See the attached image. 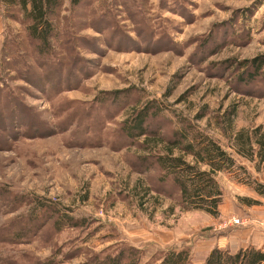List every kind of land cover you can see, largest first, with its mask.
I'll return each mask as SVG.
<instances>
[{"label":"rangeland","instance_id":"obj_1","mask_svg":"<svg viewBox=\"0 0 264 264\" xmlns=\"http://www.w3.org/2000/svg\"><path fill=\"white\" fill-rule=\"evenodd\" d=\"M18 17L0 36V264H81L122 243L139 249L138 264H159L170 247L201 264L212 248L249 246L264 217L253 188L264 165L229 137L264 128V73L246 83L236 68L264 55V0H63L45 56ZM148 101L162 107L147 121L165 137L187 120L232 154L215 174L217 215L185 209L171 178L140 164L143 139L132 144L121 127ZM231 106L225 136L218 121ZM39 200L52 210L34 217ZM65 214L84 221L58 228Z\"/></svg>","mask_w":264,"mask_h":264},{"label":"trees","instance_id":"obj_2","mask_svg":"<svg viewBox=\"0 0 264 264\" xmlns=\"http://www.w3.org/2000/svg\"><path fill=\"white\" fill-rule=\"evenodd\" d=\"M85 0H69L73 8ZM63 6V0H0V14L4 18L18 20L25 25L27 35L36 41V50L40 55H50L53 52V41L59 40L56 18ZM227 64V63H225ZM236 68L242 69L238 78L249 83L264 73V55L236 62ZM2 62L0 61V78L2 76ZM238 69V70H239ZM170 92V91H169ZM162 110L161 105L148 101L123 121L121 127L124 136L135 143L143 139L141 147L147 155L138 157L145 168L155 163L160 171V181L171 178L172 184L178 189L181 204L185 209L203 210L217 215L222 192L215 179V174L229 170L235 163L232 154L221 147L217 140L200 132L195 125L187 120L179 121L170 138L160 132V128H151L149 117H155ZM236 107L231 106L223 111L218 126L227 135L226 124H232ZM206 109H201L194 116L195 120L202 119ZM223 122V123H222ZM230 147L233 151L255 163L264 165V128L257 125L251 129H240L231 137ZM179 154H174V151ZM190 156L192 161L186 160ZM206 166L205 169L202 166ZM254 190L264 196V185L256 183ZM252 202V201H251ZM32 214L37 217L41 211H51L52 207L44 201H37L32 207ZM84 221V219H81ZM70 215H61L56 219V226L61 228L65 223L70 227L80 226ZM12 233L14 238L23 235V229ZM139 249L122 243L115 252L91 255L81 264H138ZM189 248L170 247L159 257V264H190ZM201 264H264V251L248 246L239 248L234 253L230 250L212 248Z\"/></svg>","mask_w":264,"mask_h":264},{"label":"crops","instance_id":"obj_3","mask_svg":"<svg viewBox=\"0 0 264 264\" xmlns=\"http://www.w3.org/2000/svg\"><path fill=\"white\" fill-rule=\"evenodd\" d=\"M5 19L7 18L2 17L0 14V36L5 30ZM256 226L257 230L255 231L254 239L251 240L249 246H254L256 249L264 251V217L258 219Z\"/></svg>","mask_w":264,"mask_h":264}]
</instances>
